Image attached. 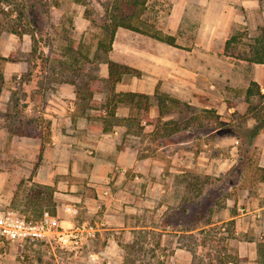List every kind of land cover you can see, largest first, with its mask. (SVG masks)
Wrapping results in <instances>:
<instances>
[{"label": "rangeland", "instance_id": "obj_1", "mask_svg": "<svg viewBox=\"0 0 264 264\" xmlns=\"http://www.w3.org/2000/svg\"><path fill=\"white\" fill-rule=\"evenodd\" d=\"M11 1L12 5L8 6L10 8L5 7L6 11H12L11 16L8 18L10 20L9 26L10 29L13 28L19 31L20 35L2 29L1 35L4 36L5 41L2 39L3 42L0 44V57H7L12 61L16 59L26 61L28 70L25 74L30 76L31 73H34V80L38 81L39 88L41 87L47 91L55 90L56 85L72 84L73 81L78 84L82 83L87 77L82 73L79 75L75 73L74 69L77 67L88 68L89 75L102 77L107 74L108 64L104 62V55L97 50L98 40L103 37L102 33L87 18L85 11L88 10L94 18L101 17L104 7L110 0ZM24 1L25 4H23ZM31 3L35 4L36 16L42 22L34 40L31 36L32 25L23 16V12H28ZM184 4H186L185 12L176 13L177 6L179 5L181 11ZM25 6L27 7L25 8ZM262 6L264 5L250 13L241 11L240 8H229L230 13H223L219 12L218 7L220 6H212L213 8L203 11L199 6L191 3L190 0H149L148 9L143 16L144 25L142 28L150 32L157 31L164 35H173L180 47H170L166 43L140 33H133L131 34L133 36L127 37L126 33L128 32L120 31L112 45V50L108 53V58H118L121 44L128 41L133 45L138 44L146 52L142 56L143 59L147 61L153 59L154 62L159 60L161 71L171 68L167 61H170L169 63L175 61V68H180L179 71L181 72L186 67L191 70V74L187 78L157 77L153 84L149 83L151 79L140 77L144 87L146 85V88L151 91L149 93V104H151L149 113L153 117H156L158 113L153 96L155 90L166 93L179 101V104L176 105L169 104L173 111L170 117H174L177 121L183 122L189 119L193 113L211 108L215 109L223 120L227 119L229 113L233 112V109L227 111V104L230 102L235 104L236 109L243 115L246 88L250 81L256 79L257 73L264 72V68L259 64H250L228 56L225 52V43L232 36H237L241 38V43H239L237 49H247L246 44L250 43L251 39L258 34L259 27L264 25V15L261 13ZM174 14H177L180 19L177 29H173L171 26L173 25ZM4 18V13H0V19L5 20ZM87 57L91 61L88 66ZM75 59L78 60V64L73 62ZM5 63L4 60L0 59V68H3ZM27 77L25 76V78ZM124 77V82L120 83V81L116 85L117 93L124 92L127 87V80L129 82L130 79L136 76L126 75ZM103 86V92L95 93V100L92 103V108L95 110L92 115H96L92 116L91 124L99 129L102 125L104 126V115L106 114L101 110V106L109 98V89L106 83ZM16 98H19L18 113L22 116V123L25 125L30 121L29 130L34 134H44L48 124L47 119H41L39 115L31 114L29 116L24 114L23 109L20 107L24 100L23 93L18 91L14 95V99ZM35 100L47 103L44 93L38 95ZM118 112L127 116H136L139 119L143 110L130 109L126 104H121ZM24 117L27 120H23ZM165 119H168V117ZM237 121H242V119ZM242 122H245L244 119ZM252 122V120H248L246 123L250 125ZM152 131L153 126L140 122L126 137L127 142L132 147L138 148L141 155H151L159 148L158 146H161V141H163H153ZM200 134L202 136H199ZM212 135V133L204 134L195 129L192 130V133L185 132L182 136L171 138L174 143L163 146L157 153V157L166 166L169 164L172 153L179 149L193 150L196 153L195 155L188 154L189 156L185 154L187 161H191V163H188L190 165V175L189 180L184 179V182H181V191H178L177 198H189L191 201H196L203 199L206 193L213 192L218 195L219 208L228 206L234 211L237 203L245 208L246 190L249 187L252 188L251 183H254V180L246 178L241 184L230 188V185L225 184L228 178H235L234 173L229 172L230 170L225 171L221 177L205 176L203 174L204 164L214 166L218 163L226 170L231 165V159L238 158L240 143L237 140L220 141L219 138H214ZM205 145L207 146L205 147ZM201 150L203 153L199 155L198 152ZM215 156H218V158L215 159ZM18 161L21 168L24 158H18ZM22 171L23 173H20L19 179L16 177L13 180L14 177H11L5 185L6 191L4 192L10 196L8 208L19 212L24 217L36 219L40 213L33 212L26 205V195L32 188V184L30 185L27 182L31 169L25 170L23 168ZM162 173L167 174L169 172L167 170V172ZM18 175L15 174L14 176ZM188 183L195 186L189 188ZM220 186L223 187L221 191L217 188ZM161 199L164 203L168 202V194H163ZM6 206L2 205L0 208H7ZM52 207H46L45 210L52 209ZM169 209L165 206L159 210L156 208L153 209L151 214L154 216V225L157 224L161 229L172 231L176 229L175 225L165 226V213ZM219 213L221 215V212ZM95 217L82 216L80 221L77 222L101 225V222L99 223ZM157 220L158 223H156ZM221 227L206 228L203 230V234L196 233V240L186 239L187 242L189 241L188 245L193 246L196 250L194 264H217L218 257L226 258V256L236 261L237 264H249L246 258L235 256L233 251L236 242L229 240L232 236L231 231L228 232ZM101 233L103 232L99 231L97 237L89 241L76 257H72L67 253L61 254L62 257L59 263L120 264V260L124 261L123 264H174L175 262L174 252L175 248H179V242L178 237L173 236L174 234L163 236L162 232L154 231L152 235L148 236V230H139L130 244H125L124 236L120 234L121 236L115 237V240L122 246L121 251L113 247L106 238H103L104 236ZM4 241L7 242L5 239ZM14 244V247L11 248L10 245L4 243V246L9 247L11 251L8 252L7 259L3 260V264H58L50 245L46 242ZM185 262L182 257L178 264H185ZM192 262L193 256L191 264Z\"/></svg>", "mask_w": 264, "mask_h": 264}, {"label": "crops", "instance_id": "obj_2", "mask_svg": "<svg viewBox=\"0 0 264 264\" xmlns=\"http://www.w3.org/2000/svg\"><path fill=\"white\" fill-rule=\"evenodd\" d=\"M190 1L203 11L213 8L212 6H220L218 7L219 12L223 13H230L229 8H240L241 11L250 13L264 5L259 0ZM185 6L186 4L180 11L178 5L175 12L184 13ZM262 7L261 13L264 15V6ZM179 22L178 15L174 14L172 28L177 29ZM120 31L128 32L127 37L136 33L120 28L116 36ZM2 39L5 41L4 36L1 35L0 44L3 42ZM176 43L178 44L177 39ZM120 48L119 57L110 59L139 70L142 77L151 79L149 83L153 84L157 77L187 78L191 74V70L187 67L183 72L179 71L180 68H175V61L171 63L167 61L171 68L161 71L159 60L154 62L153 59L147 61L142 58L146 52L138 44L133 45L124 41ZM5 62L3 67L5 83L0 89V206L7 205L8 208L10 205V196L4 192L9 178L19 179L23 168L31 169L27 182L30 185L35 183L53 188L56 215L65 227L70 226L74 221H80L82 216H96L95 219L102 225L103 238L121 251L122 246L115 240V237L121 235L124 236V243L130 244L139 230H148V236L154 231L162 232L163 236L174 234L175 232L170 229L163 230L159 225H154V216L151 213L156 208L159 210L165 206L171 209L172 206H179L182 203V198H177V194L181 191L180 185L184 179L189 180L190 165L188 163L191 161H187V156L196 153L193 150L179 149L170 156L168 166L163 165L157 153L163 146L170 144L161 143V146H158L159 148L151 155H141L138 148L128 144L126 137L131 131L129 132L124 125H113L112 130L105 132V123L100 129L91 124L92 116L96 115H92L95 111L92 108L95 97L90 102L81 104L74 84L56 85L55 90L46 91L39 88L38 81L34 80V73L30 72L32 74L30 76L25 74L28 70L26 61L16 59ZM259 65L264 68V64ZM25 76L28 77L25 78ZM107 77L108 71L102 78ZM140 77H133L129 82L127 80L124 92H139L149 96L151 91L146 88V85L144 87ZM124 78L120 83L124 82ZM255 81L264 90V72L257 73ZM18 91L24 95L20 106L24 114L39 115L41 119H47L50 125L48 139L14 133L7 128L8 124L24 125L21 121L22 116L16 115L14 111L16 104L14 95ZM43 93L47 103L35 100ZM120 105L117 107L116 117L124 119L128 116L118 112ZM17 108L19 109V104ZM232 109L234 110L231 108L228 111ZM150 117L153 116L150 115ZM25 119L26 117L23 120ZM227 139L233 140L232 138H220V141H227ZM202 153V150L198 152L199 155ZM18 158H24L22 170ZM216 158L218 156H215ZM252 160L253 168H264V133L256 138ZM236 162L237 157L231 159V165L226 170L218 163L214 166L204 164L203 174L221 177ZM167 170L169 173H162ZM15 174L19 175L14 176ZM246 178L254 180V183H251L252 188L246 187L248 190H246L245 203L243 202L246 207L237 203L233 211L228 206L219 208L217 202L211 218L212 223L206 228L222 226L223 223L234 221V225H231L232 236L229 239L231 242H236L233 253L238 258H246L249 264H258V245L264 243V180H261L258 175L255 176L251 168H247L239 182L231 184L230 188L241 184ZM165 193L168 194L166 203L161 199ZM217 200L219 201V198ZM70 204H75L80 208V215L76 219L63 210L65 205ZM158 222L157 220L156 223ZM186 233L196 234L198 230ZM4 239L0 236V244H3L0 245V264H3V260L7 259L8 252L11 251L9 247L4 246V243L10 245L11 248L15 245L6 239L7 242H5ZM182 257L186 261L185 264H191V253L185 248H175L174 264H178ZM123 263L124 261L120 260V264ZM227 264H237V262L231 260Z\"/></svg>", "mask_w": 264, "mask_h": 264}, {"label": "trees", "instance_id": "obj_3", "mask_svg": "<svg viewBox=\"0 0 264 264\" xmlns=\"http://www.w3.org/2000/svg\"><path fill=\"white\" fill-rule=\"evenodd\" d=\"M261 4H264V0H259ZM149 0H110L104 7L103 15L100 17H92L88 10L85 11L87 18L91 20L92 24L98 27L102 33V38L98 40L97 50L101 52L105 57V63L108 64V77L102 78L97 75H89L88 68L77 67L74 72L78 75L82 73L85 80L78 84L75 81L72 84L75 85V92L79 98L81 104L90 102L95 93H101L104 90L103 84L106 83L109 89V98L101 106V110L106 112L104 115L105 132L112 130L113 125H124L130 132L135 126L143 122L145 125L153 126V141H161V143L169 144L174 143L171 138L175 136H182L187 133H192V130H200L202 133H212L214 138H232L237 140L239 145V153L236 164L230 169L229 172L234 173V179H227L225 184H237L241 175L247 168L253 170L254 175H258L261 180H264V168L254 167L252 156L255 151L256 138L264 133V92L261 85L255 81H250L245 91V107L243 115L236 109L235 104L228 103V109L234 108L233 112L229 113V118L224 119L217 113L215 109H204L199 112L193 113L192 116L181 122L170 117L172 109L169 104H179L177 99L170 97L166 93L159 92L154 93L155 102L158 107V116L150 117L149 104L150 96L139 92H119L115 91L116 85L122 80L125 75H133L136 77L141 76V72L135 68L123 65L119 62L108 58V53L112 50V45L115 41L116 33L118 29L123 28L132 32L140 33L151 38H154L160 42L166 43L170 46L180 47L176 43V38L172 35H164L157 31H146L142 28L144 25L143 16L148 9ZM25 4V1L23 2ZM11 0H0V13H4L5 20L0 19V35L2 29H7L13 34L20 35V32L16 29H10V20L8 19L12 11L5 10V7L11 6ZM27 6H25L26 8ZM10 8V7H8ZM28 12H23V16L28 20V23L32 25L31 36L34 40L35 35L40 30V24L42 23L40 18L36 16L35 4L31 3ZM34 13V14H32ZM7 18V19H6ZM9 27V28H8ZM241 43V38L232 36L225 43V52L228 56H232L237 60L245 61L250 64H264V25L259 27V32L251 39V42L246 44L247 49H237V46ZM1 60L10 61L9 58L0 57ZM87 59V66L91 64V61ZM74 63L78 64V60L75 59ZM3 68H0V89L4 85ZM17 102L14 106L16 115L19 114L17 107L19 98H16ZM119 104H127L130 108L140 110L143 112L140 118L136 116H128L124 119H118L116 117V110ZM144 105V106H143ZM201 114V115H200ZM15 115V116H16ZM168 119H165L167 118ZM244 119L245 122L237 121ZM248 120H252V124H247ZM140 121V122H139ZM31 122L28 121L22 126L7 125V128L12 132L18 134H28L30 136H38L43 139H48L50 135V125L44 131V134H34L29 127ZM143 130V128H141ZM199 136H202L201 134ZM188 187H194L188 183ZM221 191L223 187H217ZM218 195L206 193L203 199L191 201L188 199H182V203L179 206L169 209L165 214V226L171 227L175 225V236L178 237L179 247L185 248L193 256V262L196 259V250L193 246L188 245L186 239H195V234H187L186 232L198 230L199 234H203V230L206 226L212 223V215L215 210V204L218 202ZM27 207L32 209L35 213H40L36 219H31L26 216L29 221H36L40 218L46 207H52L49 209L53 214H56L55 204L53 203V188L48 185L32 184V188L26 195ZM168 216V218H167ZM164 220V221H165ZM231 225H234V221H228L223 223L222 227L226 231H232ZM227 226V227H226ZM221 227V228H222ZM164 230V229H163ZM179 233V234H178ZM232 259L218 257L217 264H227ZM258 264H264V243L258 245Z\"/></svg>", "mask_w": 264, "mask_h": 264}, {"label": "built area", "instance_id": "obj_4", "mask_svg": "<svg viewBox=\"0 0 264 264\" xmlns=\"http://www.w3.org/2000/svg\"><path fill=\"white\" fill-rule=\"evenodd\" d=\"M64 212L74 218L80 215V208L75 204L65 205ZM101 225L74 221L70 226H63L56 214L43 211L36 221H29L11 208H0V236L11 243L43 241L50 245L58 264L61 254L72 257L79 255L83 247L97 237ZM64 264V262L62 263Z\"/></svg>", "mask_w": 264, "mask_h": 264}]
</instances>
